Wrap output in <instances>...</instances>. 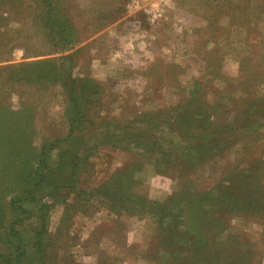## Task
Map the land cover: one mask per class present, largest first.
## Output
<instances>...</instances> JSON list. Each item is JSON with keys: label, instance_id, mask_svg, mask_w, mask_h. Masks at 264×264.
<instances>
[{"label": "rangeland", "instance_id": "obj_1", "mask_svg": "<svg viewBox=\"0 0 264 264\" xmlns=\"http://www.w3.org/2000/svg\"><path fill=\"white\" fill-rule=\"evenodd\" d=\"M7 259L264 264V0H0Z\"/></svg>", "mask_w": 264, "mask_h": 264}, {"label": "trees", "instance_id": "obj_2", "mask_svg": "<svg viewBox=\"0 0 264 264\" xmlns=\"http://www.w3.org/2000/svg\"><path fill=\"white\" fill-rule=\"evenodd\" d=\"M46 20V25H47V22H49L48 24H51V31L53 30V29H56L54 26H53V22H55L56 20H57V17L56 16H54V15H51V17H50V20L49 19H45ZM46 166V165H45ZM43 168V167H42ZM45 168V167H44ZM43 168V170L45 171V173H46V170H47V168H45L44 169ZM28 176H29V174H28ZM41 177H45L44 176V174H41L40 175ZM13 203H14V201H13ZM19 207H21V206H19ZM42 233L43 234H45L46 233V229H41V230H38V232H37V237L39 238L40 236H42ZM37 244H41L40 243V241H38V239H37ZM7 264H13V262H12V260H10V259H7Z\"/></svg>", "mask_w": 264, "mask_h": 264}]
</instances>
